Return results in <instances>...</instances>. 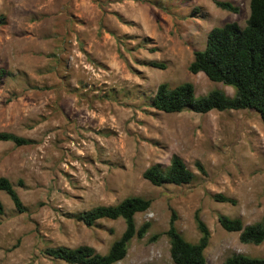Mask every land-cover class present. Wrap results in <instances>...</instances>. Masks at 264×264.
Listing matches in <instances>:
<instances>
[{
  "label": "rangeland",
  "instance_id": "obj_1",
  "mask_svg": "<svg viewBox=\"0 0 264 264\" xmlns=\"http://www.w3.org/2000/svg\"><path fill=\"white\" fill-rule=\"evenodd\" d=\"M0 17V69L11 73L0 81V132L32 141H0V178L11 181L27 208L17 213L0 191V264H67L46 257V247L89 245L107 253L122 237L124 220L87 227L74 216L133 196L153 202L135 217L149 231L118 264H173L163 235L171 216L196 243L197 211L211 232L207 264L237 254L264 258V243L244 244L218 222L221 214L244 225L264 216L259 114H166L150 107L162 83H191L197 96L216 89L234 96L232 87L192 74L189 65L214 27L247 25L250 0H0ZM174 155L197 174L192 184L156 187L143 178L148 167L167 166ZM214 194L236 203L216 202Z\"/></svg>",
  "mask_w": 264,
  "mask_h": 264
},
{
  "label": "trees",
  "instance_id": "obj_2",
  "mask_svg": "<svg viewBox=\"0 0 264 264\" xmlns=\"http://www.w3.org/2000/svg\"><path fill=\"white\" fill-rule=\"evenodd\" d=\"M215 4L220 9L232 13L239 12V7L231 2L215 1ZM3 22L4 17H0V25ZM150 65L159 69L166 68L158 62H151ZM189 71L195 75L203 73L212 82L232 87L234 96L230 97L218 89L197 96L191 83H182L175 87L162 83L157 87L150 107L166 114L193 112L205 115L211 111L253 110L259 114L264 124V0H250V17L244 28L237 23L214 27L208 33L205 49L193 51ZM8 76H11L10 72L0 69V81ZM0 141L12 142L16 146L32 144L31 140L9 132H0ZM195 165L201 174H206L201 162L197 161ZM196 177L197 174L178 155H174L167 166L154 164L143 172V178L156 187H182L192 184ZM0 191L10 197L17 213L27 211L9 179L0 178ZM212 198L219 203H236L224 194H214ZM152 203L150 199L133 196L116 205L98 206L74 216L87 227L96 226L100 220H124L126 228L122 237L115 241L105 254L98 253L89 245L75 248L46 247L43 254L52 260L67 264H118L126 258L131 242L147 235L149 224L145 223L138 228L135 217L149 211ZM4 214V205L0 201V224ZM194 219L200 238L196 243H191L178 231L176 213L173 212L171 216L169 228L163 235L169 240L173 264H207L206 250L210 244L211 232L199 211L195 213ZM218 222L225 231L239 233V239L244 244L264 243V216L257 223L244 225L239 218L221 214L218 216ZM159 237L155 236V240ZM223 264H264V258L237 254L228 257Z\"/></svg>",
  "mask_w": 264,
  "mask_h": 264
}]
</instances>
